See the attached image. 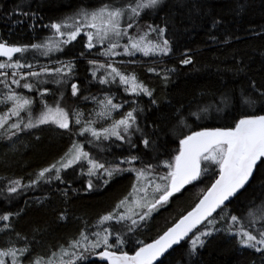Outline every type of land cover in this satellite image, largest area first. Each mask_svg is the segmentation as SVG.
I'll return each mask as SVG.
<instances>
[{"label": "trees", "instance_id": "1", "mask_svg": "<svg viewBox=\"0 0 264 264\" xmlns=\"http://www.w3.org/2000/svg\"><path fill=\"white\" fill-rule=\"evenodd\" d=\"M105 2L109 0H0V42L17 46L42 43L53 36L52 30L44 25L72 16L82 7L94 8ZM111 2L118 3L120 0ZM22 12L29 15L25 17L20 14ZM148 24L166 27L165 38L170 41L171 49L169 54L149 58L135 56L127 60L132 63L117 67L122 72L134 73L139 81L153 90L157 105H153L147 96L126 94L118 80L109 85L99 84L91 75L94 66L88 61L102 63L100 55L96 50L84 48L85 37L82 35L66 45V51L57 55L43 56L29 48L24 57L14 56V59L35 64L37 71L41 66L52 69L71 61L75 67L69 76L62 79L66 81L62 82L63 92L59 87L55 89L54 85L40 84L39 88L47 89L49 93L43 99L53 105L59 98L57 96L62 95L63 107L70 113L74 110L82 112L85 120L97 119L94 125L97 128L106 127L111 121L94 116L99 111V105L93 97L101 100L105 95H112L114 103L127 101L119 112H114L113 118L119 119L124 112L136 107L138 126L152 143L145 148L141 143V134L134 133L132 144L135 147L113 139L97 142L100 149H96L88 144V140L92 139L90 136L86 139L73 134L79 130L74 120L70 125L72 133L42 125L7 139L1 130L0 215H12L8 222L10 228L0 231V247L12 244L24 247L27 244L30 259L35 256L47 258L60 245L67 246L85 227L88 231H95L92 225L99 217L111 211L129 193L133 173L115 174L106 186L94 180V188L88 190V178L80 174L79 167L62 172L63 183L52 178L49 183L41 181L38 185L23 187L30 184L41 169L59 160L73 140L81 143L85 151L97 159L119 163L126 156L137 155L144 162L158 164L175 154L177 137L182 134L227 126L243 113L264 114L261 111L264 101L251 87L255 83L257 89L264 90V0H165L160 8L146 11L135 26L146 29ZM152 35L156 37L155 33ZM185 54L191 58V64L181 63ZM149 68H154L155 72H149ZM167 69L175 71L166 72ZM20 71L26 73L28 69ZM165 74L169 76L167 82L163 79ZM29 82L35 84L31 78ZM8 83L17 93L33 99L35 113L40 111L41 97L36 89L29 92L17 88L11 84L10 75ZM73 83L79 88L76 97L71 95ZM5 92L0 89V95ZM133 99L136 100L135 105L131 104ZM3 112L0 109V113ZM101 148L105 150L101 151ZM135 166L140 167V161ZM121 167L127 168L128 165ZM214 178V173L209 172L170 198V202L153 213L142 227L128 234L122 250L133 254L138 247L137 240L149 243L162 234L194 207ZM15 179L21 180L22 186L16 193L9 194L6 188ZM262 203L264 171H257L246 189L227 205L226 211L247 218V212ZM4 223L0 221V229ZM187 247V242H183L158 264H191V261L195 264H261L262 260L259 253L240 248L234 238L224 233L209 238L194 258L188 257ZM27 263L25 260L24 264Z\"/></svg>", "mask_w": 264, "mask_h": 264}, {"label": "snow or ice", "instance_id": "2", "mask_svg": "<svg viewBox=\"0 0 264 264\" xmlns=\"http://www.w3.org/2000/svg\"><path fill=\"white\" fill-rule=\"evenodd\" d=\"M164 2L165 0H120L114 3L109 0L98 7H82L72 16L44 25L45 28L52 30L53 36L42 43L17 46L0 42V57L6 58L0 61V77H2L0 85L7 90L0 95V104H10L5 112L0 113L2 135L11 139L20 132L42 125L55 126L57 129L72 133L73 129L70 125L74 120L79 130L73 134L86 139L90 136L92 139L88 140L89 144H93L94 141L114 139L135 147L132 144V135L140 133L141 143L148 148L152 142L138 126L136 107L124 112L119 119L113 118L112 114L119 112L124 107V103H128L127 101L114 103L115 97L112 95H105L101 100L93 97L92 99L99 105V111H96L94 116L111 121L108 126L97 128L94 126L97 119L85 120L82 112L74 110L70 113L63 107V96L55 100L53 105H49L43 99L49 93L47 89H40L39 85L50 81L40 78L69 76L75 67L71 61L52 69L41 66L37 71L35 64L22 62L20 58L14 59V56L19 54L20 57H24L29 52V48L34 53L48 56L50 53L62 51V45L71 44L83 33L87 37L84 48L91 50L97 45H107L102 52L98 53L107 58L106 64H98L96 60L88 61L94 66L91 75L94 79H98L99 84L106 85L118 80L126 94L133 97L147 96L153 105H157L153 90L139 81L134 73H125L114 67L111 58L132 57L137 52L146 57L169 54L171 49L170 41L165 38L166 27H154L148 24L146 30H138L136 35L129 33V29L138 24L145 10L160 8ZM20 14L25 17L29 15L27 12ZM153 33L157 37L155 40L151 39ZM125 38L127 42L122 44L121 41ZM83 55L84 53L81 52V56ZM132 62L128 61V63ZM119 63L126 62L119 61ZM181 63L188 65L192 63V60L185 54ZM101 68H105L106 72L97 77V70ZM22 69H28V71L24 73L20 71ZM148 71L155 72V69L149 68ZM173 71L175 69L166 70V72ZM9 75L11 84L16 85L17 88H24L29 92L34 89L38 91L42 105L38 113L33 111V99L17 93L9 86ZM30 78L35 81V84L29 82ZM163 79L167 82L169 76L165 74ZM51 82L60 84L66 81L56 79ZM251 87L264 101V90L257 89L255 83ZM78 93V85L73 83L71 95L76 97ZM85 99L88 98L85 97ZM131 104L135 105L136 100L133 99ZM22 113H26V116H22ZM176 115L179 117V110ZM180 123H183L182 119ZM177 140L178 148L175 154L158 164L144 162L137 155L126 156L119 160V163L97 159L85 151L81 143L73 140L59 160L41 169L35 179L23 187H32L41 181L49 183L52 178L63 183L61 173L79 167L80 174L88 178L86 185L88 190L94 188V180L106 186L115 174L131 172L135 175L131 191L119 200L111 211L99 217L92 225L95 231H88L85 227L77 237L68 242L67 246L60 245L47 258L35 256L30 259V248L27 244L24 247H16L12 244L0 247V264H24L25 260L28 264H81L92 256H97L101 261H107V264H157L165 253L174 245H181L182 241L187 242L188 257H196L199 249L205 247L209 238L217 233H224L234 238L242 249L259 253L262 257L261 264H264V203L248 211L247 218L241 214H234L233 211H226V202L231 203L232 199L245 190L257 171H264V114L243 113L227 126L192 130L178 136ZM104 150L101 148V151ZM137 161H140V167L135 166ZM125 164L128 165L127 168L121 167ZM161 170L164 171L161 172ZM209 172H213L215 178L202 192L198 202L190 211L181 215L150 243L137 240L138 247L134 249L133 254L130 255L122 250L129 233H135L152 217L154 212L167 205L170 198L180 193L186 186L199 181ZM21 186V180H11L6 190L9 194L16 193ZM11 215V213L0 215V221L5 222L0 231L10 228L8 222ZM113 238L114 242H112ZM98 249L100 251H97ZM191 264L195 262L191 261Z\"/></svg>", "mask_w": 264, "mask_h": 264}, {"label": "rangeland", "instance_id": "3", "mask_svg": "<svg viewBox=\"0 0 264 264\" xmlns=\"http://www.w3.org/2000/svg\"><path fill=\"white\" fill-rule=\"evenodd\" d=\"M151 10V9H150ZM146 11H148V10H145L143 13H142V15H145V13H146ZM153 11V10H152ZM125 27H126V23H125V25H124ZM135 26V25H134ZM134 28V27H133ZM133 28H131V29H129V33L130 34H132V35H136L137 33H138V30L139 31H143V30H146L145 29V27H142V26H135V28L133 29ZM81 35L82 36H84L83 35V33H81ZM85 37V42L87 41V37L86 36H84ZM151 39H153V40H155V39H157V37H155V36H151ZM84 42V43H85ZM127 41H126V38L124 39V40H122L121 41V43L123 44V43H126ZM107 45L105 44V45H97L96 47H94L93 48V50H96V52H97V54L98 53H100V52H102L103 50H104V48L106 47ZM66 45H64V48H63V50L62 51H56V52H53V53H50L49 55H57V54H59V53H62V52H64V51H66ZM118 51H123V49H118ZM17 55H19V54H16V56ZM99 55V54H98ZM135 56H144V55H142L141 53H139V52H137L134 56H132V57H135ZM155 56H157V55H155ZM155 56H147L148 58L149 57H155ZM159 56V55H158ZM132 57H127V56H115V57H112L111 58V61L113 62V66L114 67H117V66H124V65H126V64H130V63H128V61L127 60H130L129 58H132ZM144 57H146V56H144ZM100 58H101V61H102V63L103 64H106L108 61H107V58H105L104 56H102V55H100ZM4 60V59H3ZM119 61H125L126 63H124V64H120L119 63ZM98 64H101V63H98ZM117 68H119V67H117ZM120 69V68H119ZM121 70V69H120ZM9 71V73H10V70H8ZM105 72H106V69L105 68H101V69H98L97 70V77H100V76H102V75H104L105 74ZM45 77V76H44ZM44 77H41V79L42 80H48V81H50L49 83H44L43 85H54V87H55V89H57V87H59V89L61 88V92H63V86H64V84L63 83H60V84H57V83H54V82H51V81H55L56 79H63L64 77H62V78H60V77H58V78H56V77H54V76H46L45 78ZM98 80V79H97ZM110 84V83H109ZM109 84H106V85H109ZM0 89L1 90H3V91H5L6 89H4V87H0ZM27 90V89H26ZM7 91V90H6ZM53 95L56 97V95H55V93H53ZM24 96V95H23ZM62 96V95H61ZM60 95H58L57 97H59L58 99H60V97H61ZM25 97H27L26 95H25ZM29 98V97H28ZM8 107H10V106H8V104L7 105H5V104H0V109L2 110V111H6L7 110V108ZM114 114V113H113ZM112 114V115H113ZM22 116H26V113H22ZM15 118H13V120H14ZM11 122V121H10ZM0 134H1V130H0ZM89 144V143H88ZM90 146H92V147H94V148H96V149H100V146L97 144V142L95 143V142H93V144H89ZM135 181V175L133 174V182ZM133 182H132V184H133ZM132 186V185H131ZM130 191H131V187H130ZM129 191V192H130ZM166 206V205H165ZM165 206H163V207H165ZM162 208V207H161ZM160 209V208H159ZM157 212V211H156ZM155 213V212H154ZM98 250H100V249H98ZM97 250V251H98ZM28 264V263H27Z\"/></svg>", "mask_w": 264, "mask_h": 264}, {"label": "water", "instance_id": "4", "mask_svg": "<svg viewBox=\"0 0 264 264\" xmlns=\"http://www.w3.org/2000/svg\"><path fill=\"white\" fill-rule=\"evenodd\" d=\"M0 59H6V58H4V57H0ZM197 182V181H196ZM196 182H194L193 184H195ZM188 186H190V185H188ZM188 186H186L185 188H187ZM184 189H182V191H183ZM181 191V192H182ZM178 194V193H177ZM176 194V195H177ZM233 200V199H232ZM231 200V201H232ZM226 204L228 205L229 204V202H226ZM183 242H185V241H182L181 242V244H183ZM150 243V242H149ZM180 245H174L173 246V248L172 249H170L167 253H165V255L164 256H162L161 258H160V260L157 262V264L159 263V262H161L171 251H173L174 249H176L177 247H179ZM131 255V254H130ZM85 264H87V263H100V264H107V261H101L97 256H92V257H89V259L87 260V261H85L84 262Z\"/></svg>", "mask_w": 264, "mask_h": 264}]
</instances>
